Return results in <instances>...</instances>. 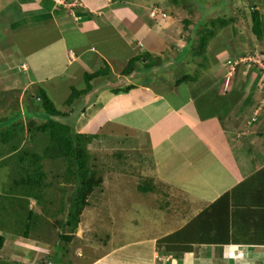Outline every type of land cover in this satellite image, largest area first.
<instances>
[{
	"label": "rangeland",
	"instance_id": "rangeland-1",
	"mask_svg": "<svg viewBox=\"0 0 264 264\" xmlns=\"http://www.w3.org/2000/svg\"><path fill=\"white\" fill-rule=\"evenodd\" d=\"M169 2L171 6L166 8L167 15L173 20L169 46L174 44L176 50L180 49L181 53L179 52L177 62L173 64V70L165 67L164 71L172 78L170 87L175 84L177 88L159 87L165 91L167 99L173 100L175 104L184 101L189 94L197 98L195 102L197 107L200 109L202 105L200 109L202 122H195L191 107H188L187 113H184L185 118L189 116L192 119L188 123L192 133L186 131L184 119L183 123L174 122L171 110L161 109L159 113L145 112L138 108L143 104L135 103V100L129 96L122 94L110 96L104 92L105 87L110 89L121 82L114 76L103 78L99 75L87 79L86 76L90 71L86 72L85 69L78 67L81 72L78 71V75L74 77L76 72L72 70L77 66L65 69V75H58L57 73L64 69L62 67L64 61L60 56L61 40L52 42L50 31H41L37 37L44 41L48 39L46 47L49 46L40 52H35L36 55L32 53L30 57L34 60L33 72L37 70L42 77L49 75L48 80L36 82V84L32 82L33 84L27 86V82L16 78V82L5 85V82L3 83L5 78L10 81L8 77L18 76L16 74L24 76V74L20 68L19 70L16 68L14 59L10 60L9 67L3 70L6 62L1 61L3 58L0 56V69L5 77L1 76L0 94L6 97L4 95L9 93L13 97H10L11 100L7 103V105L10 104V107H7L10 109L9 113L6 112L8 109L0 105L2 107L0 118L6 116L2 126L7 130L4 137L10 133V129L16 132L14 136L10 135L11 138H8L6 142L0 143V159L6 157L4 162H0V235L10 238L0 250V264H58L57 262L90 264L96 257L118 245L136 239L159 238L161 234L179 222L184 197L189 196V193L181 191L179 193H183V198L179 195L173 197L174 194L172 195L168 185L173 187L175 183L166 181H170L169 176L172 175L175 178L173 181L177 179V182L180 181L185 186H195L196 183L190 180L191 174L195 171L193 166L195 162L190 164L188 160H194L197 155H206L201 140L196 139L200 138L199 136L201 139L207 138L211 132L209 129L214 131L216 128V124L210 125V122L209 124L204 122L205 113L208 110L215 113L223 111L220 109V97L223 94L224 96L232 94L235 99L236 81L242 73L244 74L241 76L242 79L252 72L250 76L254 77L256 74L255 77L259 76L257 80L264 83V0H176V2L169 0ZM252 9L259 12L263 22V33L260 38L256 37L251 30ZM21 23L20 21L19 25ZM23 26L12 35L22 42L24 48L21 49H24V53L19 52L17 39L15 47L12 44L10 48L15 56L19 54L17 57L20 58L27 55L26 50L33 49L34 52L38 44L30 42L28 29L30 27H27L25 31ZM210 31L213 33L211 34ZM67 32V29L63 31L65 35ZM8 35H11V32ZM201 38L206 41L203 49L200 48ZM4 40L5 38L0 42V46L1 44L4 46ZM94 40L95 37L86 38L84 45H89ZM65 42L74 43L71 39ZM110 43L112 47H109L106 41L102 47L117 55L114 62L121 67L125 57L131 55L132 51L120 40H113ZM52 47L55 49L51 51ZM53 52L54 55H50ZM145 58L147 59L145 63L138 62L137 58L133 63L136 65L135 68L143 70L145 73L143 79L148 81L150 78L147 72L155 69L162 70V66L160 69L158 60L156 62L151 55L146 54ZM97 62L95 61V65ZM124 65L126 67V64ZM240 65L242 66L239 68ZM250 69L253 70L250 72ZM182 74L194 79L189 78L176 83L175 77ZM74 88L77 91L73 92L71 103H63ZM82 89L84 90L80 91ZM176 90H179V96L173 95ZM42 91L53 102L54 110L67 112L62 116L56 114L50 116L49 121H55L61 125L50 122L46 128H39L44 121H48L42 109L38 111L39 101H42L39 95ZM96 95L102 98L99 100ZM21 97L23 100L19 103L18 100L19 98L21 100ZM102 106L103 108L99 109ZM232 107L235 109V102ZM67 108L72 111L70 112ZM135 108H138L137 112L134 111ZM122 112L124 118L120 119H125L123 122L135 124L138 122L141 128L146 131L151 130L152 136L143 135L142 139L133 137L129 139L132 146L128 145L129 141H126L125 137L132 138L134 134L137 135V131L132 128L131 130L119 128L114 122L122 121L111 119ZM150 116H152L153 124L149 119ZM64 122L69 126L67 132L74 131L86 135L95 133L99 129L101 131L107 129L111 133H108L107 138L101 133L93 134L89 142H86L85 148L89 154L92 178H100L101 181L93 186L87 196L86 205L81 210L75 226L60 225L66 218L70 200L73 199L71 198L72 189H74L73 182L64 181V157H56L60 140L54 131L63 129ZM127 131L132 132L125 134ZM116 132H120L121 142L117 140L118 138L114 139ZM170 132L172 135L168 140H160ZM77 138L85 142L84 137L77 136ZM217 140L220 141V137ZM122 143L126 149L119 145ZM217 146L215 141L212 144L208 143V147L216 151ZM219 148L224 154L227 151L220 146ZM183 152L188 160L183 157ZM33 154L37 158L36 161L34 157L32 158ZM224 157L228 158V155ZM34 162H40L43 166L36 167L35 173H32L31 168L37 165ZM28 170L30 172L27 173ZM41 171L44 172L41 173ZM157 176L161 182L156 181ZM44 182L46 185L43 187ZM141 185L148 186L150 190L139 189ZM187 207L192 208L188 204V199L186 209ZM63 234H67L69 239L65 241V238L61 236ZM17 236H19L18 239ZM13 237L16 239H12ZM197 237L195 236L192 241ZM29 239L36 240L38 248L44 245V251L37 250L34 247L35 242L32 247L23 245L28 241L31 242ZM159 240H157L159 243L157 246L150 247V250L154 249L153 251L156 252V259L152 257L156 264H161L158 259H163L165 256L164 261L169 257L165 245L160 244ZM161 250L165 253L163 254ZM117 251H112V255ZM77 253L80 255L78 256ZM104 257L92 264H112ZM66 258L72 263H66ZM173 258L175 259L174 256L170 257L168 262L172 263ZM187 264L196 263L188 261Z\"/></svg>",
	"mask_w": 264,
	"mask_h": 264
},
{
	"label": "crops",
	"instance_id": "crops-1",
	"mask_svg": "<svg viewBox=\"0 0 264 264\" xmlns=\"http://www.w3.org/2000/svg\"><path fill=\"white\" fill-rule=\"evenodd\" d=\"M169 6H171L169 0H0V42L5 38L4 46L2 44L0 46V56L3 58L1 61L6 62L3 70L7 69L10 60L14 59L16 68L18 70L20 68L24 74V76L19 74L14 77L10 76L8 77L10 81H7L0 69V82L2 81L1 76L5 78L3 80L5 85L16 82V78L27 82V86L49 79V75L42 77L37 70L33 72L32 62L34 60L30 57H32V53L36 55L35 52H40V50H44L49 46L46 47L48 39L45 41L41 39V41L37 37L41 31H50L52 42L58 39L61 40L60 56L64 61L62 63L64 69L58 72V75H65V69L75 66H77L76 69L72 70V72H76L74 77L81 72V69H85L86 72L89 70V73H91L94 70L97 71L107 67L108 74L102 75L103 78L114 76L121 82L110 89L105 87L106 91L104 92H107L110 96L117 94L129 96V98L135 100V103L143 104L142 107L139 106L138 108L145 110V112L159 113L161 109L171 110L173 111L174 122L183 123L184 119V125L187 127L186 131L192 133L188 124L192 119L189 116L185 118L184 113H187L188 107H191L195 122H202L200 120L202 105H200V109L197 107L195 104L197 98L189 94L184 101L175 104L173 100L167 99L166 93L164 94L165 91L159 87L177 88L175 84L170 87L172 78L170 74L164 71L165 67L168 70H173V64L177 62L179 52L181 53L180 49L176 50L174 44L169 46L170 29L173 22L172 18L167 15L166 8ZM20 21L22 23L19 25ZM22 25H24L25 31L27 27H30L28 28L30 30V42L38 43L34 52L33 49L26 50L28 56H22L23 59L17 57L19 54L15 56L13 50L10 49L12 44L15 47L17 39L19 52L24 50L21 49L24 46L19 38H14V35H12ZM66 29L68 32L65 35L63 31ZM9 32H11V35H8ZM89 37H95L94 42L84 45L86 38ZM67 39H71L74 43L68 44L65 42ZM113 40H120L132 51L131 55L123 60V65H127L128 61L135 56L138 57V62L145 63L147 60L145 55L147 54L151 55L156 62L158 60L162 70H149L147 72L150 78L148 81H144L145 73L143 70L135 68V64L130 74H123L121 71L123 65L118 67L117 63L114 62L117 55L102 47L105 41L109 43V47H112L110 41ZM50 49L52 51L55 48ZM50 55L53 56L54 52ZM95 61H98L96 65ZM7 64L8 66H6ZM253 69H250V72ZM242 75L244 74L242 73L236 81L235 99H233L232 94L230 96H224L225 94H223L220 97V109H223V111L215 113L208 110L205 113L206 120L204 122L208 124L210 122V125L216 124L214 131L209 129L211 132L207 138L201 139V136H199L200 138L197 137L196 139L197 141L201 140L206 155H197L194 160L191 159L192 161H190L185 152L182 153L190 164L193 161L195 162L193 165L195 171L191 174L190 180L197 185L195 184L193 187L192 185L185 186L179 179V182H177V179L173 181L175 178L172 175L169 176L170 181L163 180L168 183H175L174 186L172 185L173 187L168 185L172 195L174 194L173 197L179 195L183 198V193H179L181 191L189 193V196L184 197L179 222L170 227L167 232L161 234L159 238L136 239L118 245L96 257L90 264L99 261L104 256L112 264H156L154 260L156 259V252L153 251L154 249L150 250V247L157 246L159 244L157 243L158 239L175 231H182L183 243L181 245L188 246L189 249H168L172 243L167 245L163 241L160 242V244L165 245L166 252L169 253L167 255L169 257L163 261L166 257L163 255L165 252L161 250L164 256L163 259H158L161 264H187L188 261L196 264H264V83L257 80L259 76L255 77L256 74L254 77L247 74L243 79L241 78ZM70 78L73 79V77ZM173 95L179 96V90H176ZM2 96L0 94V105L8 109L7 111L3 110L9 113L10 109L7 108L9 107L7 103L13 97L9 93L4 95L6 97ZM7 97L9 98L6 99ZM96 97L99 100L102 98L100 95H96ZM19 100L20 103L23 98L21 97V100ZM234 102L235 109H232ZM1 106L0 108H2ZM101 108L103 106L99 107V109ZM138 108H135L134 111L137 112ZM120 118H124L123 112L111 119L122 121L114 122L118 124L119 128H132L137 131L136 136L134 134L132 138L125 137L126 141L133 139V137L142 139L143 135L152 136V133L150 134L152 131L141 128L138 122L135 124L126 121L127 123H125L123 122L125 119ZM90 119L91 117L88 118L89 121ZM149 119L153 124L152 116ZM3 124L1 125L3 126ZM98 131L96 130L97 133L90 134L101 133L107 138L110 132L107 129H104V131L99 129ZM129 132L132 131H127L125 134ZM171 133H166L160 140H168L172 135ZM115 134L114 139L118 138L117 140L121 142L120 132ZM218 137H220V141L217 140ZM7 139L0 140V143L6 142ZM214 141L218 145L216 147L217 151L208 147V143L212 144ZM131 144L130 140L128 145L132 146ZM119 145L125 147L123 143ZM219 146L227 150L225 154L220 151ZM123 149H126V147ZM224 155H228L229 159L225 158ZM5 158L0 159V162H4ZM156 181L161 182L158 176ZM226 192L228 193V199L216 204L219 197ZM187 199L188 204L192 206L190 209L188 207L186 209ZM201 214L202 216L198 217ZM206 225L210 227V233L207 234L200 229L201 226ZM225 227H227V230H225ZM200 230L203 234L200 233ZM2 236L4 237V245L10 238ZM195 236L198 237L192 241ZM188 237L192 238L190 242H187ZM18 238L19 236H17ZM12 239H16V237ZM29 240H31V242L28 241L29 244L23 245H31L30 247H32L33 242H35L34 247L37 250L44 251V245L38 248L36 240ZM116 250H118L117 253H115ZM112 251H115L114 255H112ZM77 255L80 254L77 253ZM172 256L175 259L173 258V262L169 263L168 260ZM65 260L66 263L70 262L68 258ZM57 263L60 264L61 262Z\"/></svg>",
	"mask_w": 264,
	"mask_h": 264
},
{
	"label": "trees",
	"instance_id": "trees-1",
	"mask_svg": "<svg viewBox=\"0 0 264 264\" xmlns=\"http://www.w3.org/2000/svg\"><path fill=\"white\" fill-rule=\"evenodd\" d=\"M173 2H176V0H173ZM251 17H252V26H251V30L252 33L256 36V37H261L262 33H263V22L261 19V16L259 14V12L256 9H252L251 11ZM210 33L212 34L213 32L210 31ZM202 39V38H201ZM205 39L203 38L200 41V48L203 49L204 44H205ZM138 58L133 57L131 58L126 67L123 70V74H130L133 69H134V63L133 61ZM108 68H103L100 70H97L95 72H91L87 74V79H89L90 77L94 76L97 77L99 75H107L108 74ZM176 83H179L180 81L189 79L188 76L182 74L181 76L175 77ZM190 79H194V78H190ZM75 88L71 91L70 96L65 99V101L63 103L65 104H70L71 100H72V95L74 94L73 92H75ZM84 89L80 90L83 91ZM77 91V90H76ZM78 91L80 94L81 92ZM116 91H118V89H116ZM45 93L42 91L40 93V99H42V101L40 102V109H38V111H42L44 112V114L47 115L48 121H44V123H42L41 125H39V128L44 129L47 127L48 123H56V125H61V123L55 122V121H49L50 116L52 114H56L57 116H62L65 115L67 112L65 111H56L53 109V102L46 96L44 95ZM78 94V93H76ZM76 96V95H75ZM10 107V104L8 105ZM72 111V109L70 110V112ZM35 114V113H34ZM6 120V117L3 116L2 119H0V140L2 139H7L8 137L14 136L15 135V131L13 129H10V133L4 137V133L7 131L5 130V127L3 128L1 124L4 123V121ZM19 123V122H18ZM63 129L61 130H56L54 131V134L57 136V138L60 140V148L59 150H57L56 152V157H60L63 156L65 159V167H64V172L65 175H63L64 177V181L67 182H73L74 183V189H72V194H71V198L73 197V199H71V203L68 206L67 209V214H66V218L64 221H62L60 223V225L62 226H66V225H72L75 226L76 223H78L79 220V215L81 210L83 209L84 205H86V198L89 195V193L92 191L93 186H96L100 183V178H92L93 175H91L92 170L89 166V154L86 150V144L89 142V140L91 139V137H93V134H79L76 133L74 131L72 132H67V130H69V126L67 125V123L64 122V124H62ZM9 131V130H8ZM8 133V132H7ZM6 133V134H7ZM69 133V134H66ZM54 136V137H56ZM77 136H82L85 138V142H83L81 139H78ZM76 137V138H75ZM87 142V143H86ZM47 156L52 157L50 154H47ZM34 157V160L36 161L37 158H35V154L32 155V158ZM67 161V162H66ZM35 164H37L35 167H32L30 171H32V173H35V168H39L40 165H42L40 162H34ZM43 166V165H42ZM27 171L30 172V171ZM44 172V171H43ZM41 171V173H43ZM28 176V175H27ZM89 176V177H88ZM29 178V176H28ZM46 185V183H43V187ZM139 189L143 190V191H148L150 190L148 188V186H144L141 185L139 186ZM78 199V200H77ZM227 200L228 199V193H224L223 195H221L219 197V200H217L216 204L218 203H222L223 200ZM32 211V209H31ZM202 216L199 215L198 217ZM207 226V227H206ZM206 226H201V230L204 233H210L209 229V225ZM225 230H227V227H225ZM218 232V230H217ZM181 233L182 231H175L171 234H168L166 236H163L159 241H163L165 242L167 245L170 243H172L171 245H169L168 249H180V250H184V249H189L188 246L185 245H181L183 243L182 241V237H181ZM219 233V232H218ZM64 235V236H63ZM61 235L63 238H65L64 240L66 241L67 239H69V237L67 236V234H63ZM181 239V240H179ZM192 238L188 237L187 242H190ZM4 242V237L2 235H0V248L3 245ZM176 245V246H175Z\"/></svg>",
	"mask_w": 264,
	"mask_h": 264
}]
</instances>
